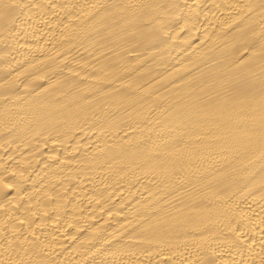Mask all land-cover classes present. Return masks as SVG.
Here are the masks:
<instances>
[{
  "label": "bare ground",
  "instance_id": "obj_1",
  "mask_svg": "<svg viewBox=\"0 0 264 264\" xmlns=\"http://www.w3.org/2000/svg\"><path fill=\"white\" fill-rule=\"evenodd\" d=\"M0 264H264V0H0Z\"/></svg>",
  "mask_w": 264,
  "mask_h": 264
}]
</instances>
